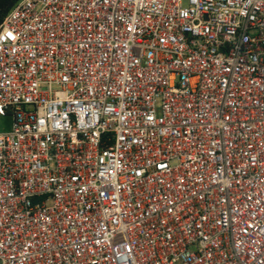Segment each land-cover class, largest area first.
<instances>
[{"label":"built area","instance_id":"obj_1","mask_svg":"<svg viewBox=\"0 0 264 264\" xmlns=\"http://www.w3.org/2000/svg\"><path fill=\"white\" fill-rule=\"evenodd\" d=\"M7 116L0 264H264V0H19Z\"/></svg>","mask_w":264,"mask_h":264},{"label":"trees","instance_id":"obj_2","mask_svg":"<svg viewBox=\"0 0 264 264\" xmlns=\"http://www.w3.org/2000/svg\"><path fill=\"white\" fill-rule=\"evenodd\" d=\"M19 0H0V25Z\"/></svg>","mask_w":264,"mask_h":264},{"label":"rangeland","instance_id":"obj_3","mask_svg":"<svg viewBox=\"0 0 264 264\" xmlns=\"http://www.w3.org/2000/svg\"><path fill=\"white\" fill-rule=\"evenodd\" d=\"M12 128L11 116L0 117V133L9 132Z\"/></svg>","mask_w":264,"mask_h":264}]
</instances>
